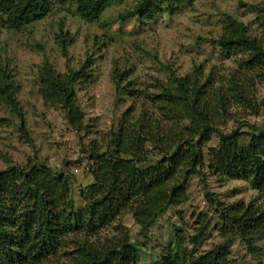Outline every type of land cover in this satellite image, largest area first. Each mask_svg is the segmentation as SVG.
Returning a JSON list of instances; mask_svg holds the SVG:
<instances>
[{"label":"trees","instance_id":"1","mask_svg":"<svg viewBox=\"0 0 264 264\" xmlns=\"http://www.w3.org/2000/svg\"><path fill=\"white\" fill-rule=\"evenodd\" d=\"M69 1L77 16L91 23L99 19L109 0ZM132 1V9L119 15V20L137 18L144 26L189 0ZM62 2L0 0V28L19 31L46 18ZM252 9L262 14L257 19L259 33L227 15L218 38L210 41L229 56L232 68L216 72L211 68L205 73L193 65L189 73L179 76L166 65L167 79H156L153 86L141 90L129 81L121 87L126 75L114 72L116 90L141 102L140 112L135 115L128 109L120 116L104 149L90 145L86 161L91 183L86 187L76 192L72 175L57 173L44 162L19 167L4 159L8 168L0 171V264H138V251L128 232L115 224L122 215H130L144 234L168 209L188 201L187 183L204 168L220 182L248 181L264 201V123L256 126L245 121L246 116H258L263 106L257 92L264 85V11ZM57 39L65 50L66 38L58 35ZM1 53L0 107L17 116L19 132L25 134L18 86ZM86 69L84 65L60 74L44 64L36 74L44 104L59 108L76 132L88 130L77 97L78 85L91 82ZM228 123L236 126L225 132ZM6 124L9 121L0 118V126ZM214 137L216 146L204 153L203 147ZM211 196L208 202L215 220L198 216L190 245L198 246L206 238L213 221L212 230L221 243L188 257L174 228L175 253L154 264H223L236 238L249 255L260 254L254 243L264 237V206L242 201L225 205ZM111 227V236L102 235Z\"/></svg>","mask_w":264,"mask_h":264},{"label":"rangeland","instance_id":"2","mask_svg":"<svg viewBox=\"0 0 264 264\" xmlns=\"http://www.w3.org/2000/svg\"><path fill=\"white\" fill-rule=\"evenodd\" d=\"M62 1L55 4L46 18L19 31L0 28L1 56L9 62L18 86L16 97L26 126L25 134L19 132L17 116L0 107V118L10 123L0 126V171L8 168L4 159L19 167L29 162H44L57 173L72 175L76 192L91 183L86 161L90 145L95 143L104 149L107 135L113 133L120 116L128 109H133L135 115L140 112L141 102L135 103L125 91L116 90L113 81L116 70L127 78L121 87L129 81L130 86L141 90L146 85L153 86L156 79L165 81L166 65L179 76L189 73L193 65L205 73L211 68L215 72L223 67L232 68L234 64L229 56L210 41L218 38L227 15L259 33L257 19L262 14L252 7L264 11V0H189L142 26L137 18L124 23L119 20V15L134 6L132 0H109L99 19L91 23L77 16L69 0ZM58 35L66 38L65 50L58 42ZM44 64L60 74L87 65L91 82L77 87L87 131H74L59 108L44 104L36 77ZM257 100L263 102L259 115L246 116L245 121L260 126L264 123V85L258 88ZM235 126L228 123L224 131ZM241 132L249 133V130L241 128ZM216 144L214 137L203 147L204 153ZM187 194L186 203L168 209L144 234L130 215H122L115 224L128 232L138 251V264H154L169 253L174 254V228L182 239V253L188 257L204 254L219 245L221 239L212 230L214 221L206 238L198 246L190 245L197 217L212 216L215 220L208 202L212 194L225 205L242 201L264 206L248 181L220 182L207 168L189 179ZM111 234L112 227L102 232L108 237ZM254 244L260 254L252 257L239 239H233L223 264H264V237Z\"/></svg>","mask_w":264,"mask_h":264}]
</instances>
